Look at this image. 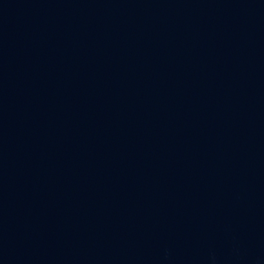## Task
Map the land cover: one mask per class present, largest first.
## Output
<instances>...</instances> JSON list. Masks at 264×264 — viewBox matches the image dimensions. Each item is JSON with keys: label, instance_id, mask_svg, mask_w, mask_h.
I'll return each instance as SVG.
<instances>
[{"label": "water", "instance_id": "water-1", "mask_svg": "<svg viewBox=\"0 0 264 264\" xmlns=\"http://www.w3.org/2000/svg\"><path fill=\"white\" fill-rule=\"evenodd\" d=\"M0 264H264V0H0Z\"/></svg>", "mask_w": 264, "mask_h": 264}]
</instances>
